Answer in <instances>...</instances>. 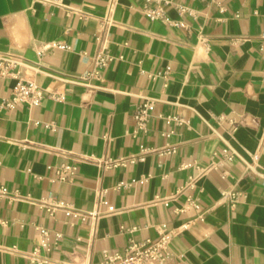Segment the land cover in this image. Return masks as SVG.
<instances>
[{
  "label": "crops",
  "instance_id": "crops-1",
  "mask_svg": "<svg viewBox=\"0 0 264 264\" xmlns=\"http://www.w3.org/2000/svg\"><path fill=\"white\" fill-rule=\"evenodd\" d=\"M158 4L180 24L149 18L143 0H0V55L22 60L20 77L47 90L39 105L0 110V185L18 194L0 198V264H35L27 255L39 226L52 232V260L88 264L130 238H156L162 223L178 232L168 264H264V0ZM43 42L71 48L39 54ZM101 51L113 59L81 82ZM18 81L0 75V102ZM145 96L156 99L153 116L134 134ZM142 145L176 151L100 162L132 158ZM65 163L78 166L73 182L55 179ZM100 190L115 212L96 202ZM48 196L101 214L80 221L30 200Z\"/></svg>",
  "mask_w": 264,
  "mask_h": 264
},
{
  "label": "built area",
  "instance_id": "built-area-1",
  "mask_svg": "<svg viewBox=\"0 0 264 264\" xmlns=\"http://www.w3.org/2000/svg\"><path fill=\"white\" fill-rule=\"evenodd\" d=\"M43 3H57L58 0H37ZM144 1V11L146 15L151 19H161L169 24H180L175 20L170 19L163 7L158 4L157 6H152V3L158 0H143ZM176 7L181 14H194V11L183 3H177ZM75 11V10H74ZM82 15V13L77 10L75 11ZM107 23L103 24L99 28V32H103L106 28ZM100 33L98 34V39L101 38ZM261 43L264 45V31L260 36ZM205 41V40H204ZM71 48L70 45L62 42H43L39 48V54H44L46 51L54 48ZM113 59V55L109 54L107 51H101L93 57L95 63V70L93 72H86L81 76V82L87 83V80L91 75L96 77L101 76V71L107 66V64ZM23 61L19 58H14L10 56L0 55V75L2 76H12L18 78L19 81L17 85L13 88V91L9 97L4 98L0 102V110L7 106L13 107L18 102H26L31 106L39 105L47 90L37 85L34 81L23 80L20 77V71L16 68L23 66ZM158 72L157 75H160ZM51 97L55 99H63L65 95L61 92L50 91ZM156 99L152 97L145 96L142 101L138 104L134 113L135 129L133 133L138 131H147L148 124L153 116L152 110L154 109ZM167 122L175 121L178 124L188 123L189 120L182 115H168L164 117ZM157 150L161 154L175 152L176 148L174 146H165L160 149H152L144 145L141 146L140 151L136 156L132 158H118V159H108L100 160L108 168H113L118 165H124L127 162H135L138 160H145L146 156ZM78 172V166L72 163H65L60 166L56 173L55 179L73 182ZM264 177V172L260 173ZM145 180H143L144 182ZM126 185V182H122L119 186ZM192 183L190 184V186ZM184 189V186L180 190ZM106 190H100L97 194L96 202L104 204L108 212H115L117 209L109 202L104 194ZM15 191L10 190L5 185H0V198L17 197ZM224 197H230L232 201H235L240 195L237 191H224ZM31 202L38 204L40 207L44 208L50 214H54L57 211H63L66 215L72 216L77 220L86 221L88 219L96 220L101 211L98 208L93 210H82L77 208L72 202H68L62 198H56L53 196L42 197V198H30ZM188 224H184L183 227L186 228ZM39 243L35 246L34 250L30 252L27 256L30 258L32 263L35 264H58L49 256V252L52 250V232L46 227L39 226ZM122 229L132 231L125 226ZM158 231V236L156 238H145L137 240L130 238L128 244L123 251H112L110 249L103 250V259L99 263H88V264H168V262L175 255L172 248L173 238L178 233L176 230H171L168 228L167 224L162 223L156 226ZM61 234L56 233L55 239L58 240ZM65 264H73L72 262H64Z\"/></svg>",
  "mask_w": 264,
  "mask_h": 264
}]
</instances>
